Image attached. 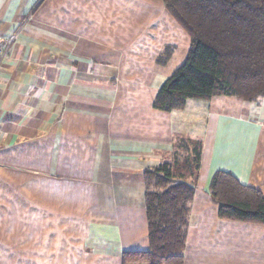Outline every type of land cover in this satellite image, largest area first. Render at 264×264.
Returning a JSON list of instances; mask_svg holds the SVG:
<instances>
[{
    "label": "crops",
    "instance_id": "0c3cea01",
    "mask_svg": "<svg viewBox=\"0 0 264 264\" xmlns=\"http://www.w3.org/2000/svg\"><path fill=\"white\" fill-rule=\"evenodd\" d=\"M22 20L0 69V263L148 250L143 173L193 138L184 264H264V223L221 217L210 191L227 171L264 194V97L156 108L191 44L163 0H0V43Z\"/></svg>",
    "mask_w": 264,
    "mask_h": 264
},
{
    "label": "trees",
    "instance_id": "16d2710c",
    "mask_svg": "<svg viewBox=\"0 0 264 264\" xmlns=\"http://www.w3.org/2000/svg\"><path fill=\"white\" fill-rule=\"evenodd\" d=\"M163 2L188 32L191 44L184 63L160 87L156 108L182 109L189 99L264 97V0ZM173 152L171 161L143 173L150 248L124 251L123 264H184L202 140L179 138ZM210 191L221 217L264 223V194L231 172L217 171Z\"/></svg>",
    "mask_w": 264,
    "mask_h": 264
},
{
    "label": "built area",
    "instance_id": "2783aa9c",
    "mask_svg": "<svg viewBox=\"0 0 264 264\" xmlns=\"http://www.w3.org/2000/svg\"><path fill=\"white\" fill-rule=\"evenodd\" d=\"M24 27V21L22 20L17 28L13 31L9 38L6 41L0 43V69L5 60L10 56L11 46L18 39L21 30Z\"/></svg>",
    "mask_w": 264,
    "mask_h": 264
},
{
    "label": "rangeland",
    "instance_id": "374dc122",
    "mask_svg": "<svg viewBox=\"0 0 264 264\" xmlns=\"http://www.w3.org/2000/svg\"><path fill=\"white\" fill-rule=\"evenodd\" d=\"M197 100V99H196ZM198 101H200V100H198ZM182 161V157H181V159H180V162ZM0 259H2V257L0 258ZM0 264H17V263H0ZM139 264H146V263H143V262H140Z\"/></svg>",
    "mask_w": 264,
    "mask_h": 264
}]
</instances>
